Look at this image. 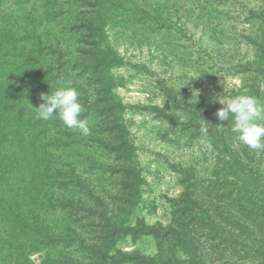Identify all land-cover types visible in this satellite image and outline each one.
<instances>
[{
    "label": "trees",
    "instance_id": "obj_1",
    "mask_svg": "<svg viewBox=\"0 0 264 264\" xmlns=\"http://www.w3.org/2000/svg\"><path fill=\"white\" fill-rule=\"evenodd\" d=\"M7 1L0 0V264H34V252L40 264H264V150L242 144L216 105L187 90L178 96L162 80L171 110H149L185 141L205 137L206 148L173 166L181 191L167 198V224L139 214L140 146L124 113L142 106L121 102L111 73L139 66L110 43V29H134L137 8L149 33L168 31L174 24L158 4L150 11L138 0H12L17 8L7 11ZM195 1L217 15L213 3ZM257 19L256 56L236 64L241 81L231 96L247 90L264 105V14ZM193 63L206 71L201 56ZM62 85L79 92L89 135L56 117L37 119L40 94ZM144 236L155 254L116 246Z\"/></svg>",
    "mask_w": 264,
    "mask_h": 264
},
{
    "label": "rangeland",
    "instance_id": "obj_2",
    "mask_svg": "<svg viewBox=\"0 0 264 264\" xmlns=\"http://www.w3.org/2000/svg\"><path fill=\"white\" fill-rule=\"evenodd\" d=\"M11 2H5L3 10H16L17 7ZM207 2L213 3L217 15L214 12L205 15V9L200 12L195 0H138V7L150 11L158 4L163 18L168 17L174 26L166 32L149 33L147 25L151 23L136 8L131 17L134 29H110V43L126 60L139 66H120L111 69V73L120 83L116 93L121 102L142 106L129 108L124 117L130 122L133 140L140 146L137 159L144 181L140 187L142 209L139 214L144 216L148 224L165 225L169 222L170 205L167 198L177 197L181 191L177 183L178 173L173 166H185L206 148L205 137L185 141L187 134L175 135L168 124L149 110L153 105L171 110L160 90V80L172 87L178 96L187 90L190 98L202 96L210 105H216L219 109L223 105L214 102L215 98L231 96L232 89L240 84L241 77L237 73L236 64L252 62L256 56L252 40L258 35L257 17L260 13L264 14V0ZM248 10L254 14L246 20ZM17 16H20V12ZM241 35L248 36L249 40L240 39ZM146 36L149 37V45L145 43ZM216 48H221L224 58L218 57ZM205 52L210 53L212 58L207 57ZM200 56L205 60L206 71L197 69L193 63ZM227 58L231 61L227 62ZM116 246L125 252L138 251L145 255L156 252L154 240L150 236L136 241L125 237L117 241ZM41 256V252H34L30 258L34 264H40Z\"/></svg>",
    "mask_w": 264,
    "mask_h": 264
},
{
    "label": "clouds",
    "instance_id": "obj_3",
    "mask_svg": "<svg viewBox=\"0 0 264 264\" xmlns=\"http://www.w3.org/2000/svg\"><path fill=\"white\" fill-rule=\"evenodd\" d=\"M40 99L43 102L35 107L37 119L48 121L56 117L66 127L78 128L84 135L90 134V128L81 119L83 105L75 87H56L49 93H41ZM214 102L223 105L216 112L217 118L230 123L231 133L242 144L254 150H264V105L255 96L244 90L235 96H217Z\"/></svg>",
    "mask_w": 264,
    "mask_h": 264
}]
</instances>
